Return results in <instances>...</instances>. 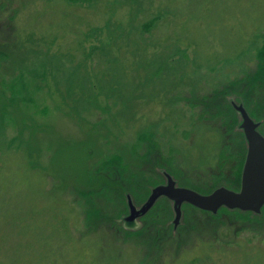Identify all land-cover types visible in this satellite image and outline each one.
<instances>
[{
    "label": "rangeland",
    "instance_id": "rangeland-1",
    "mask_svg": "<svg viewBox=\"0 0 264 264\" xmlns=\"http://www.w3.org/2000/svg\"><path fill=\"white\" fill-rule=\"evenodd\" d=\"M263 59L264 0H0V264H264L262 210L182 205L174 229L160 198L156 243L154 229L109 234V219L127 224V194L142 204L166 184L160 170L180 188H227L215 162L238 150L214 94ZM231 88L222 100L263 121L264 90L245 105Z\"/></svg>",
    "mask_w": 264,
    "mask_h": 264
},
{
    "label": "water",
    "instance_id": "water-1",
    "mask_svg": "<svg viewBox=\"0 0 264 264\" xmlns=\"http://www.w3.org/2000/svg\"><path fill=\"white\" fill-rule=\"evenodd\" d=\"M240 118L239 128L246 142V156L241 172L240 189L229 190L224 187L202 195L188 188H180L165 171L160 172L166 177V184L155 187L147 201L137 208L129 195L126 196L128 216L124 218L129 226L144 217L160 198H166L172 203L174 215L173 228L179 227L184 204L200 211L217 215L221 208L229 211L249 212L255 215L261 213L264 207V137L258 133L259 123L254 122L242 105L231 104ZM134 221V222H133Z\"/></svg>",
    "mask_w": 264,
    "mask_h": 264
},
{
    "label": "trees",
    "instance_id": "trees-1",
    "mask_svg": "<svg viewBox=\"0 0 264 264\" xmlns=\"http://www.w3.org/2000/svg\"><path fill=\"white\" fill-rule=\"evenodd\" d=\"M262 61L263 62H261V65L259 66L258 71H254L250 75L245 76V79H243L244 82H241L239 84L240 86L244 85V84H247L246 85L247 86L246 87L247 88L246 91H243L242 89H238L237 90L239 85H237V83L234 82V83H229L227 85V87L224 88V91H223L224 93L218 92L217 94H214V96L219 98V100H217L215 105H213V108L215 109L214 106H216L218 111H216L215 116L212 119L218 118L220 120L222 126L229 132L228 141L232 143L234 148H235V145H236L237 149L236 148L235 149L238 150L236 155H233V154H228L227 153L230 150V148H228V147H224L223 146L220 149V152H219L218 157H217L216 162H215V167L217 168V170L219 172L214 178L222 180L223 183H222L221 186H225L228 189H232L234 191H238L239 187H240V177H241L240 174H241V168H242V165L244 164V159H245V155H246V142H245L244 135H243L242 131H240L239 133H236V134L234 133V129H236V127H238L239 121H237V119H236V112L232 108L231 104L230 103L226 104V102H225L226 99L222 100L223 96H221V94L224 95L226 93L227 89L229 87H232L231 90L234 89L233 92L234 91H238L240 96L243 98L244 104L246 105L245 99L248 100L250 93L251 92L254 93L256 91L257 87H261L262 90H264V59ZM212 98H213V95H212ZM260 98L261 99L258 100V102H259L258 105L261 107V110H264V95L261 96ZM206 106L209 107L210 105H206ZM246 108L248 110L247 105H246ZM248 113L253 119L259 120L258 117L252 111L248 112ZM234 165H235V167H234ZM227 168H229V170H233V172L231 174H226V176L224 178L223 175H224V173L226 171H228ZM178 174H179V172H178ZM229 177L231 179H229ZM121 182H123L126 185V186L124 185V187H123L120 184L119 186H120L121 189L128 190V191L131 190V189H129V185L127 184V182H125V181H121ZM106 186H104V189L106 190L108 188V190H109L108 185H106ZM216 187H218L217 182H215L207 190H202V188L197 187V186H189L188 188L192 189L193 191H197L199 193H202V194H209L214 189H216ZM157 204L158 203H155L154 207ZM125 205H126V201H125ZM184 206L190 207L194 211L199 212L201 214H206L208 216H211V218H213V219L217 218L219 215H222V214H226L227 215V214H231V213H234V212L241 213L240 211H236V210L235 211H229V210H227L225 208H221L219 210V212L217 213V215L214 216V215H211L210 213L200 211V210H198V209H196V208H194V207H192V206H190L188 204H184ZM154 207L150 210V212H152ZM263 209H264V207H263ZM263 209H262V212H263V215H264V210ZM127 210H128V208H127ZM183 212H184V210H183ZM242 214H244V213H242ZM245 214L248 215L250 213L247 212ZM120 216H119V218H120ZM183 218H184V215H183ZM118 219H116V220H118ZM243 219L251 220L250 218H243ZM251 221L253 223L254 222H258L256 220H251ZM172 228H173V226H172Z\"/></svg>",
    "mask_w": 264,
    "mask_h": 264
},
{
    "label": "flooded vegetation",
    "instance_id": "flooded-vegetation-1",
    "mask_svg": "<svg viewBox=\"0 0 264 264\" xmlns=\"http://www.w3.org/2000/svg\"><path fill=\"white\" fill-rule=\"evenodd\" d=\"M238 92V91H237ZM247 112H251V111H247ZM251 117V116H250ZM252 118V117H251ZM253 119V118H252ZM254 120H256V119H254ZM253 120V121H254ZM260 121V120H259ZM256 123H259L260 125H259V128H257L258 129V131H259V133H260V131L261 132H264L263 130H261L260 128H263V126H264V120L263 121H261V122H256ZM264 136V135H263ZM245 160V159H244ZM234 167H235V165H234ZM242 168H243V165H242ZM242 168H241V171H242ZM228 169V171H226L227 172V174H231L232 172H233V170H229V168H227ZM241 175V174H240ZM115 180H118V179H115ZM124 183L122 182V186L124 187ZM126 186V185H125ZM109 191H111L110 190V188H109ZM197 192V191H196ZM199 193V192H198ZM200 194H202V193H200ZM202 195H204V194H202ZM135 200H137V198H134V204L135 205H137V208H139V207H141L144 203H140V204H136V203H138V202H135ZM138 201V200H137ZM140 205V206H139ZM106 211H109V210H107L106 209ZM126 212V211H125ZM125 212H123L121 215H125ZM127 214H128V212H127ZM126 214V215H127ZM125 215V216H126ZM150 215H151V213L149 214H146V216L145 217H143V218H141L140 220H139V222L142 224V226H141V229L139 230V231H136V232H134V231H128V230H125L124 228H123V226L120 224V221H119V224H117V222L116 221H113V219H109V222H110V224H109V226H110V231H109V234L110 233H113L114 235H116V237L118 238V240H121V241H124V242H129V239H134V240H136L137 242H143L144 240H147V238H148V235H147V233H145V230H147V231H149V230H151V229H154V227H153V225H152V222H151V225L150 226H148L147 227V225H148V217H150ZM107 222V221H106ZM108 222V223H109ZM170 223V225H171V221L169 222ZM112 224V225H111ZM121 225V226H120ZM171 227H172V225H171ZM148 242H151L152 244L153 243H156L157 242V230L156 229H154L153 231H152V233H151V236H149V239H148ZM151 258H155V256L154 257H151ZM151 260V259H150ZM149 260V261H150ZM143 261H145V262H148V261H146V260H143ZM151 262V261H150Z\"/></svg>",
    "mask_w": 264,
    "mask_h": 264
},
{
    "label": "bare ground",
    "instance_id": "bare-ground-1",
    "mask_svg": "<svg viewBox=\"0 0 264 264\" xmlns=\"http://www.w3.org/2000/svg\"><path fill=\"white\" fill-rule=\"evenodd\" d=\"M250 117V116H249ZM251 118V117H250ZM252 119V118H251ZM252 120H254V119H252ZM254 122H255V120H254ZM196 192V191H195ZM198 193V192H197ZM200 194V193H199ZM128 195V194H127ZM126 195V196H127ZM130 196V195H129ZM133 202H134V200H133ZM135 205V204H134ZM145 217V216H144ZM143 218V217H142ZM141 219V218H140ZM173 219H174V217H173ZM127 224H125V226H126ZM171 225L173 226V220L171 221ZM125 226L123 227L125 230H128V231H134V232H136V231H139L140 229H141V227H139L138 229H136V230H129V229H126L125 228Z\"/></svg>",
    "mask_w": 264,
    "mask_h": 264
}]
</instances>
